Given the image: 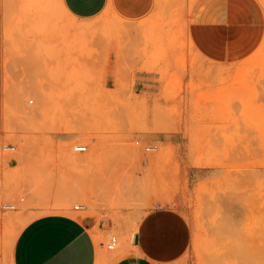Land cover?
Here are the masks:
<instances>
[{
	"label": "rangeland",
	"instance_id": "rangeland-1",
	"mask_svg": "<svg viewBox=\"0 0 264 264\" xmlns=\"http://www.w3.org/2000/svg\"><path fill=\"white\" fill-rule=\"evenodd\" d=\"M0 1L15 22L6 38L21 31L67 45L52 48L41 78L25 86L13 73L5 78L20 94L0 98V264H12L30 219L70 214L75 204L84 205L78 218L113 221L107 252L110 235L118 243L127 230L131 239L144 211L168 205L191 227L177 264H264L259 29L235 30L210 59L189 29L196 0H155L138 21L107 14L82 22L66 18L58 0ZM256 2L259 14L264 0ZM34 15L44 18L29 26ZM76 187L87 195H70Z\"/></svg>",
	"mask_w": 264,
	"mask_h": 264
},
{
	"label": "crops",
	"instance_id": "crops-1",
	"mask_svg": "<svg viewBox=\"0 0 264 264\" xmlns=\"http://www.w3.org/2000/svg\"><path fill=\"white\" fill-rule=\"evenodd\" d=\"M57 3L66 18L81 22L107 14L138 21L151 12L155 0H58ZM6 5L0 1V98L20 94L6 85L7 74L13 73L19 86L22 83L25 86L27 79L42 77L43 62H53L52 48L67 46L58 39L21 38V31L17 39L6 38L10 24L15 23L4 13ZM256 8V0H196L189 14L194 46L212 59L217 56L218 47L230 46L235 30L240 27L259 29L264 40V9L258 14ZM42 17L34 15L28 25ZM14 63L17 71L11 68ZM113 228V221L95 216L78 218L60 212L38 215L18 233L12 248V264H177L191 241L187 217L168 205L144 211L135 229H131V239L127 230L122 231L115 249L107 252L102 239Z\"/></svg>",
	"mask_w": 264,
	"mask_h": 264
},
{
	"label": "built area",
	"instance_id": "built-area-1",
	"mask_svg": "<svg viewBox=\"0 0 264 264\" xmlns=\"http://www.w3.org/2000/svg\"><path fill=\"white\" fill-rule=\"evenodd\" d=\"M86 148H87V146L84 145V144H75V145L72 146V150L75 151V152H79V153L86 151ZM150 148H153V147H151V146H146L145 147L146 150H148ZM12 207H13V205L9 206V208H12ZM83 208H84V205H82V204H75L73 206L74 210H81ZM117 241H118V239H117V237L115 235H110L109 238H108V241L106 243V249H108V250L115 249V247L117 245Z\"/></svg>",
	"mask_w": 264,
	"mask_h": 264
},
{
	"label": "bare ground",
	"instance_id": "bare-ground-1",
	"mask_svg": "<svg viewBox=\"0 0 264 264\" xmlns=\"http://www.w3.org/2000/svg\"><path fill=\"white\" fill-rule=\"evenodd\" d=\"M86 133H87V132H86ZM86 133H85V135L88 134V133H87V134H86ZM83 135H84V134H83ZM88 135H90V134H88ZM88 135H87V136H88ZM90 146H91V148L89 149L90 151L87 152V154H86L87 157H86L85 155H84L83 157L86 158L85 160L89 159V160L91 161V158L94 156V151H95V150H94V148H93V147H94L93 145L90 144ZM79 157L83 158L82 156H79ZM79 157L76 156V160H77V162H78V161L80 162V160H81ZM74 158H75V156H74ZM77 158L80 159V160H78ZM82 160H83V159H82ZM82 160H81V161H82ZM85 160H84V161H85ZM89 160H87V161H89ZM73 161H74V160H73ZM87 161H85V162H87ZM79 162H78V163H79ZM84 190H85V189H83L82 187H76L74 190L71 191L72 193H70V195H74V197H75V195L78 196V194H79V195L81 194V195H83V196H84V195H87V194L84 192ZM82 193H83V194H82ZM72 197H73V196H72ZM67 211H68L70 214H73V215H75V216H78V215H79V213L76 212V211H74V210L67 209ZM133 224H134V223H133ZM134 226H135V225H134ZM134 226H132V228H133ZM133 229H135V227H134Z\"/></svg>",
	"mask_w": 264,
	"mask_h": 264
}]
</instances>
